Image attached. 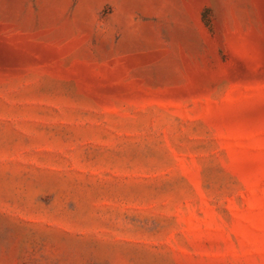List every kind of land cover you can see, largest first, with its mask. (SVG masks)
<instances>
[{
    "label": "rangeland",
    "instance_id": "1",
    "mask_svg": "<svg viewBox=\"0 0 264 264\" xmlns=\"http://www.w3.org/2000/svg\"><path fill=\"white\" fill-rule=\"evenodd\" d=\"M0 264H264V0H0Z\"/></svg>",
    "mask_w": 264,
    "mask_h": 264
}]
</instances>
